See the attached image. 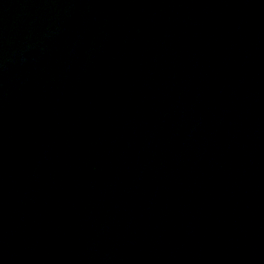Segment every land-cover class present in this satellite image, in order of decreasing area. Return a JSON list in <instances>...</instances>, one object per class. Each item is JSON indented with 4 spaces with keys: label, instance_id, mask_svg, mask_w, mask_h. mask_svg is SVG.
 <instances>
[{
    "label": "water",
    "instance_id": "water-1",
    "mask_svg": "<svg viewBox=\"0 0 264 264\" xmlns=\"http://www.w3.org/2000/svg\"><path fill=\"white\" fill-rule=\"evenodd\" d=\"M0 264H264V0H0Z\"/></svg>",
    "mask_w": 264,
    "mask_h": 264
}]
</instances>
